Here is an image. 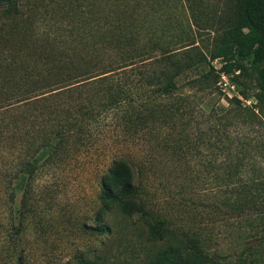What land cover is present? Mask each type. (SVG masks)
Instances as JSON below:
<instances>
[{
    "label": "rangeland",
    "instance_id": "1",
    "mask_svg": "<svg viewBox=\"0 0 264 264\" xmlns=\"http://www.w3.org/2000/svg\"><path fill=\"white\" fill-rule=\"evenodd\" d=\"M243 4L19 0L8 17L0 4V64L7 60L14 66L0 73V96H18L12 105L0 106V264H153L167 246V241L150 237L152 225L160 224L171 232L189 233L195 227L222 239L224 220L186 203L192 198L203 201L214 191L207 169L213 158L209 145L198 143L184 155L172 150L166 138L175 130L181 138L187 126L186 133L194 138L205 126L200 111L223 113L226 97L239 95L242 106L255 104L254 76H239L224 58H212L217 51H234L231 31ZM120 51L126 57L187 52L183 60L189 67L175 77L178 89L167 102L196 94L195 109L186 116L189 124L177 121L178 127L170 129L151 121L149 131L136 134L127 119L109 115L104 90L118 88L115 81L83 78L48 87L55 84L50 65L68 62L67 54L84 63L91 56L116 60ZM207 73L209 81H193ZM213 79L217 89L209 94L207 84ZM130 83L125 84L126 94L124 85L120 90L127 100L154 94ZM87 110L91 117L83 121L80 134H89L90 140L56 144L53 135L81 120ZM256 147L252 152L264 155V146ZM116 159L137 173L134 183L146 218L127 216L116 206L103 211L101 181Z\"/></svg>",
    "mask_w": 264,
    "mask_h": 264
},
{
    "label": "trees",
    "instance_id": "2",
    "mask_svg": "<svg viewBox=\"0 0 264 264\" xmlns=\"http://www.w3.org/2000/svg\"><path fill=\"white\" fill-rule=\"evenodd\" d=\"M0 4H4L3 12L8 17L19 6V0H0ZM231 33L234 51H217L212 58H224L239 72V76H254L256 91L252 97L255 104L242 106L239 95L226 97L228 109L223 113L199 110L205 126L196 137L186 133L187 126L182 130L185 135L181 138L176 130L166 138L172 150L184 155L186 150L196 149L198 143L207 142L209 145L207 149L213 153V158L208 161L207 169L209 175L212 174L214 191H210L203 201L202 198H198L199 201L192 198L186 203L192 210L193 206L196 210L203 208L222 218L225 234L221 240H215L195 227H191L188 233L179 229L171 232L163 224L152 225L151 240L167 241V246L157 252L153 264H264V155L252 152L256 146H264V0H244ZM120 52V58L116 60H107L103 56L101 61H96L91 56L84 63L74 62L67 54L68 62L49 64V76L55 84L48 87H56L60 81L67 85L76 84L83 78L84 81L94 78L108 83L115 81L118 88L110 85L104 90L109 115L116 120L127 119L128 126L136 134L149 131L151 121V125L158 123L170 129L178 127L177 121L189 124L186 116L195 109L196 94L167 102V98L178 89L175 77L189 67L183 60L187 52L182 55L171 51L159 52L158 57L150 54L126 57ZM13 69L7 60L0 64V73ZM59 74L64 77L59 78ZM209 78L210 73H207L193 81L203 83ZM129 81L140 84L142 89L153 90L154 94L127 100L120 90L124 85L122 91L126 94L125 87ZM211 82L207 84L211 88L209 94L217 89V80ZM16 97L15 94L1 95L0 106L12 105ZM249 97L244 96V99ZM90 117L91 112L87 110L81 120L62 127L53 135L56 144L61 145L60 142L70 139L80 145L89 141V134L80 133L84 129L83 121ZM136 174L125 160L112 162L101 181L104 212L116 206L127 216L146 218L144 200L134 183Z\"/></svg>",
    "mask_w": 264,
    "mask_h": 264
}]
</instances>
